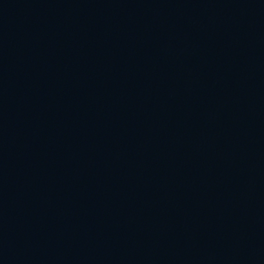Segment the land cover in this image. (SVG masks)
Segmentation results:
<instances>
[{
    "label": "water",
    "instance_id": "obj_1",
    "mask_svg": "<svg viewBox=\"0 0 264 264\" xmlns=\"http://www.w3.org/2000/svg\"><path fill=\"white\" fill-rule=\"evenodd\" d=\"M0 264H264V0H0Z\"/></svg>",
    "mask_w": 264,
    "mask_h": 264
}]
</instances>
